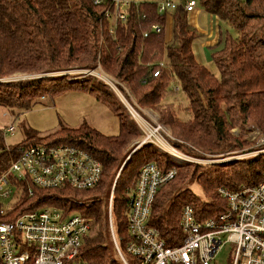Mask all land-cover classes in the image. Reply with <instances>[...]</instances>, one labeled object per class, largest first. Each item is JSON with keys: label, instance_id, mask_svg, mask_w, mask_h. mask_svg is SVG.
Listing matches in <instances>:
<instances>
[{"label": "trees", "instance_id": "obj_1", "mask_svg": "<svg viewBox=\"0 0 264 264\" xmlns=\"http://www.w3.org/2000/svg\"><path fill=\"white\" fill-rule=\"evenodd\" d=\"M201 4L237 32L236 37L228 30L225 36L221 33L217 44L210 46L215 49L211 56L220 71L219 78L197 60L193 44L201 33L190 24L188 13L181 6L167 14L159 12L158 0H137L126 10L124 20L111 25L105 16L106 6L95 5L91 0H0V105L18 117L48 96L54 98L67 89H85L114 110L121 127L118 135H105L83 123L76 128L61 126L46 136L25 128L26 138L16 146L1 142L5 129L0 127V174L9 169L22 148L37 143L82 147L103 168L100 183L89 189L42 188L29 181H18L13 195L17 200L9 209L0 208V222L48 206L65 213L92 216L101 226L91 234L92 227L84 237L80 259L91 264H124L113 243L105 206L101 203L104 199L108 206L115 182L113 222L117 224L120 246L133 263L134 257L126 251L130 238V191L142 166L153 160L164 169L177 167L178 170L175 178L158 190L150 218V223L160 230L168 244L179 243L180 217L185 204L210 216L224 209L226 202L220 195L223 199L220 206L207 202L197 205L201 201L185 183L193 182L198 167L151 158L159 154L153 142L140 147L138 155L144 153L143 156L134 155L131 162L123 163V151L139 135L138 126L107 89L101 91L91 85L94 78L103 82L98 76L79 74L71 80L67 74L44 77L75 67L84 70L101 67L120 83L138 88L140 102L157 108L161 120L171 127L178 140L211 153L242 148L244 142L231 132L235 126L251 121L264 134V0H201ZM154 25H159L161 31L154 30ZM164 60L165 65L161 67L160 62ZM16 73L30 77L7 80ZM172 77L177 78L188 98L191 117L187 120L178 116L174 105L162 102ZM140 88L146 89L142 95ZM262 158L264 155L248 159L246 167L233 170L224 187L236 190L242 185L260 182L264 177ZM117 169L121 173L115 180ZM227 175L221 173L217 179L198 183L204 191L214 192L217 187L218 192L222 184L219 181Z\"/></svg>", "mask_w": 264, "mask_h": 264}, {"label": "built area", "instance_id": "obj_2", "mask_svg": "<svg viewBox=\"0 0 264 264\" xmlns=\"http://www.w3.org/2000/svg\"><path fill=\"white\" fill-rule=\"evenodd\" d=\"M91 1L106 6L105 16L111 20V25L124 20L126 10L137 2ZM180 6L191 13L198 8V2L158 0L161 13L172 14ZM153 28L161 31L159 25ZM164 65L165 62H160L161 67ZM98 69L104 73L101 67ZM96 70L82 69V74L94 75L92 71ZM158 74L159 70L154 75ZM102 76L105 77L101 75L100 78L105 81ZM126 107L144 132L139 145L153 142L167 150L161 136L163 126L145 124L132 105L128 103ZM11 130L13 126L8 129ZM174 150L170 154L175 158L189 160ZM102 172L101 162L82 147L37 143L22 148L9 169L0 174V194L6 198L14 195L18 181H29L42 188L89 189L100 183ZM177 172V167L164 169L156 162H147L140 169L130 191L128 208L130 238L126 251L134 257L133 263L123 253L116 234L112 214L113 186L108 200L109 229L124 264H216L218 252L227 244L231 245L228 264H264V177L258 183L245 184L236 190L219 187L218 193L226 203L224 209L213 216L199 213L193 205L185 204L179 224L181 238L178 244L170 245L160 230L150 223V218L158 190L174 179ZM91 228L92 219L79 212L65 213L49 206L26 211L10 221L0 222V264H91L79 256L83 239Z\"/></svg>", "mask_w": 264, "mask_h": 264}, {"label": "rangeland", "instance_id": "obj_3", "mask_svg": "<svg viewBox=\"0 0 264 264\" xmlns=\"http://www.w3.org/2000/svg\"><path fill=\"white\" fill-rule=\"evenodd\" d=\"M176 1L182 2L184 0ZM196 1L198 2V9H202L203 6L201 4V0ZM218 22L220 23L221 28H223V31L228 30L229 34H231L233 37L237 36L236 30L232 26L219 19ZM193 24H196L194 20ZM206 38L207 36L205 34L198 36V38L194 42V52L196 53L198 61L204 64L213 74H215L219 78L220 71L211 56V48L205 43ZM97 70L92 71L93 74L96 77L100 74L104 75L105 77H102L106 80H103V83L102 81L99 80V82L96 78H94V81L92 80L91 85L101 91L107 89L110 95L115 97V101L119 103L122 111L125 112L126 115L130 116V112L126 107V105L129 103L142 116V120L145 124L154 125V123H159L163 126L164 131L161 132V136L165 141V145L168 146L167 150L159 148L155 144L156 150L159 154L158 156L154 155L151 158L164 161L167 160L169 162H173L185 167H190V165H192V168L194 167V165L195 167H198V173L196 177H194L193 182L189 183L188 181V184L185 183V186H188L192 193H194L195 195L197 194L196 196L198 197L199 201H201L197 205H201L207 202L210 205L212 203L214 205L220 206L219 203L223 202V199L220 197L221 195L217 192V187L214 192L208 190L204 191V188L198 182L204 181V179L212 180L214 177H216L217 179L218 175H220L221 173H226L228 175L226 177L224 176V180H220L221 182L219 180H216L219 181V184L222 183L219 186H225L224 181L228 179L227 177L233 176L231 175V173H233V170H239L241 167H246V162L248 161V159H255L256 157H260V155H264V134L251 121L232 128V135L244 142L242 148L232 151L211 153L191 144H186L182 140H178L174 136L171 127L161 120L162 116L159 110L155 107L142 104L140 102L138 88H135L137 89L136 92L132 84H126L123 82L120 83L113 77L106 75L105 71V73H102L99 69ZM83 72L84 71H82V69L75 67L65 72L45 74L46 76L44 77L56 78L57 76L67 74L69 76L67 79L71 80L75 76L82 74ZM101 75L99 76V78H97L102 80V78H100ZM29 77L30 76L23 75L22 73H16L12 77H8L7 80H22ZM145 91L146 89H141V95L145 93ZM162 102L174 105L176 112L181 119L187 120L191 117V113L187 108L188 98L185 95L184 91L181 89L180 83L178 82L176 77H172L169 80L167 95L163 97ZM83 123L92 125L94 128L105 135H118L121 131L120 121L114 110L106 102L99 100L96 95L85 89H67L63 92L58 93L54 98L48 96L42 99L40 102L36 103L31 109L25 111L24 113H21L18 117H13L11 112L6 107L0 105V127L5 129L1 142L8 146H16L25 140V128H31L32 130L36 131L39 136H46L55 132L56 130L61 128V126L76 128ZM11 126H13V130L8 131ZM137 129L139 135L132 139L130 144L123 151L124 164H126L130 160L135 159L133 158V156L135 155L136 157L138 153L141 152L140 147L143 144L139 145V142L143 139L144 132L141 127L139 128V126ZM179 144L183 145L184 147H179ZM187 147L189 149H187ZM174 148L181 154H184L185 158L189 160H183L184 158L178 160L177 158H175L172 154H170L171 152L173 153ZM143 155L144 153H140L138 156ZM262 160H264V158H262ZM155 161L156 160H153L152 162ZM176 161L181 162L177 163ZM117 171L118 169L116 170V173ZM119 173H121V169L118 171L115 180H117L118 176L120 175ZM121 176H123V172ZM198 176H200V178ZM216 185H218V183ZM113 186H115V182ZM12 189L15 191L14 187H12ZM16 200L17 198L13 195L6 198L0 194V208L4 210L9 209L13 206ZM101 203L105 206L108 217V206H106V200H101ZM89 217L92 219V234L101 225L96 223L92 216ZM114 225L116 230V221L114 222ZM230 253L231 245L227 244L218 252L215 263L228 264Z\"/></svg>", "mask_w": 264, "mask_h": 264}, {"label": "crops", "instance_id": "obj_4", "mask_svg": "<svg viewBox=\"0 0 264 264\" xmlns=\"http://www.w3.org/2000/svg\"><path fill=\"white\" fill-rule=\"evenodd\" d=\"M143 1V0H140ZM190 24L193 25L200 33L205 34L206 38V45L207 46H215L221 37V33L223 36L227 34V30H224L220 27V23L218 22V17L215 15L210 14L206 10L196 9L191 13H188ZM216 18V19H215ZM193 20L196 24H193ZM167 34L169 36L170 30L169 27L167 29ZM195 42V41H194ZM221 45L218 49L222 48ZM195 48V44H193V49ZM215 51V49H211V52ZM195 53V52H194ZM196 56V53H195ZM197 58V57H196ZM198 60V59H197Z\"/></svg>", "mask_w": 264, "mask_h": 264}]
</instances>
